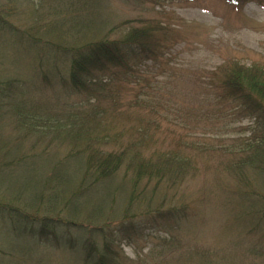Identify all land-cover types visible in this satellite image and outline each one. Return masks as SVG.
Returning <instances> with one entry per match:
<instances>
[{
	"label": "rangeland",
	"instance_id": "374dc122",
	"mask_svg": "<svg viewBox=\"0 0 264 264\" xmlns=\"http://www.w3.org/2000/svg\"><path fill=\"white\" fill-rule=\"evenodd\" d=\"M0 15V79L26 92L22 120L0 105V201L17 196L28 213L56 215L46 203L56 166L70 194L80 154H126L111 179L65 207L62 240L0 218V264H94L80 229L106 222L111 264H264V144L222 85L235 64L264 69V0H0ZM156 24L166 49L96 96L72 91L63 56L72 46ZM150 211L164 223L152 225Z\"/></svg>",
	"mask_w": 264,
	"mask_h": 264
},
{
	"label": "trees",
	"instance_id": "16d2710c",
	"mask_svg": "<svg viewBox=\"0 0 264 264\" xmlns=\"http://www.w3.org/2000/svg\"><path fill=\"white\" fill-rule=\"evenodd\" d=\"M6 25V23L3 24V28ZM166 36H168V31L158 29L156 24L154 28L144 26L134 29L119 40L104 38L89 40L78 46H72L69 51L63 54L68 62L67 82L70 88L75 93L88 92L96 96L103 88L104 80L115 78L122 70L133 71L137 62L152 59L156 56L157 51L166 49L165 43L168 42ZM222 85L226 94L225 97L236 104L240 112L254 121L255 127L261 134L260 140L264 144V69L255 66L244 68L235 64V67L226 72ZM25 94L23 81L10 76L0 79V105L3 101L13 105L16 108L14 114L20 120L23 118L20 105L26 101L24 99ZM125 155L124 152L106 153L97 149H91L85 158L84 155L80 154L79 157L83 159L80 168L82 172L81 183L70 194L66 189V184L63 183L64 175L59 173L60 169L56 166V175L51 177V180L60 184L58 185L56 182L55 185L51 186L52 190L49 192L51 199L46 201L48 204L56 203L59 205L58 209L56 208L58 212L56 215L48 216L49 213H47L40 216L38 211L28 213L14 204H19V202L15 199L17 196H12L14 201H0V218L2 221L5 220L4 222L7 223L8 227L11 226L13 230L19 231L21 234L28 231L30 234L34 233L33 235L39 239L52 237L51 239L54 240H62L63 233H69V226L72 223L63 216L65 207L71 205V200L78 196V192L81 193L111 179L121 168ZM130 162L132 163L131 160ZM61 165L60 167L63 168ZM146 170L147 166L141 168L139 166L136 177L146 174ZM157 170V167L151 168L149 174L154 175ZM51 182L50 179L45 181L44 188L49 187ZM35 199L38 201V197ZM261 204L264 207V201ZM261 211H264V208ZM148 214L150 215L148 221L152 225L164 223L163 219L159 218L160 214L155 216L156 212L153 214L152 211ZM100 226L101 228H95L92 225L89 228L81 226L85 229L80 227V232L86 234L85 239L87 240L82 247L87 253V261H93L94 264H111L116 254L112 244L116 235L110 231L112 226L109 222L102 223ZM137 226L133 222L129 224L133 232L138 231L139 226L138 228ZM127 231L130 234V228ZM140 232H142L141 229ZM117 233V237L120 236L123 239L127 237L120 230H117ZM96 240L99 243V248L94 242Z\"/></svg>",
	"mask_w": 264,
	"mask_h": 264
}]
</instances>
